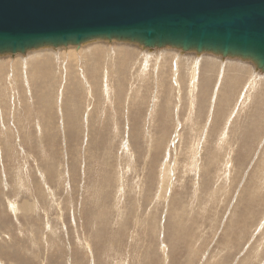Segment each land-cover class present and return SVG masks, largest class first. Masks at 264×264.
Returning a JSON list of instances; mask_svg holds the SVG:
<instances>
[{
	"label": "rangeland",
	"instance_id": "rangeland-1",
	"mask_svg": "<svg viewBox=\"0 0 264 264\" xmlns=\"http://www.w3.org/2000/svg\"><path fill=\"white\" fill-rule=\"evenodd\" d=\"M209 59L254 70L114 40L0 56V264H264V77Z\"/></svg>",
	"mask_w": 264,
	"mask_h": 264
},
{
	"label": "water",
	"instance_id": "water-1",
	"mask_svg": "<svg viewBox=\"0 0 264 264\" xmlns=\"http://www.w3.org/2000/svg\"><path fill=\"white\" fill-rule=\"evenodd\" d=\"M95 40L238 58L264 73V0H0V56Z\"/></svg>",
	"mask_w": 264,
	"mask_h": 264
},
{
	"label": "bare ground",
	"instance_id": "bare-ground-1",
	"mask_svg": "<svg viewBox=\"0 0 264 264\" xmlns=\"http://www.w3.org/2000/svg\"><path fill=\"white\" fill-rule=\"evenodd\" d=\"M115 41V40H114ZM115 42H122V41H115ZM126 43H128V42H126ZM120 44V43H119ZM130 44H132V43H130ZM94 45H96V44H94ZM72 46V45H71ZM123 47V46H122ZM49 48V47H48ZM48 48H45V49H48ZM75 48H77V47H75ZM99 48V47H98ZM42 49H44V48H42ZM56 49V48H55ZM95 49V48H94ZM123 50V49H122ZM127 50V49H126ZM125 50V51H126ZM31 51V50H30ZM42 51V50H41ZM62 51V50H61ZM102 51H104V50H102ZM28 52V51H27ZM37 52H39V51H37ZM133 52V51H132ZM137 52H139V51H137ZM40 53V52H39ZM127 53V52H126ZM129 53V52H128ZM54 54H56L55 52H54ZM91 54V53H90ZM78 54H76V56H77ZM133 56H135L134 54H132ZM137 55V54H136ZM22 56V55H21ZM178 56V55H177ZM25 57V56H24ZM46 58V57H45ZM58 58V57H57ZM65 58V57H64ZM147 58V57H146ZM149 58V57H148ZM41 59V58H40ZM67 59H69V58H67ZM200 59V57H197V63H198V60ZM223 59V58H222ZM221 59V60H222ZM23 60V59H22ZM54 60V59H53ZM57 60V59H56ZM108 60V59H107ZM174 60H176V59H174ZM209 60H211L212 61V63L210 64V65H208L207 67L210 69V70H213V68H216L219 64H220V75H219V82L218 83H220V82H222L221 80L223 79V77L224 78H226V71L228 70V71H230V70H233V71H237L238 69H242L243 71H245L246 69L249 71L248 72V75L252 72V71H254L253 70V68H252V70L251 69H249V68H245V67H239V66H233V65H229V64H227V63H225V62H223V60L221 61V62H219V63H217L216 61H215V59H209ZM208 60V61H209ZM25 61V60H24ZM35 61V60H34ZM146 61H147V59H146ZM208 61L206 62V63H208ZM241 61H243V60H241ZM3 62V61H2ZM58 62V61H57ZM145 62V61H144ZM172 62V61H171ZM176 62V61H175ZM226 62H228V61H226ZM236 62V61H235ZM54 63V62H53ZM56 63V62H55ZM145 63H147V62H145ZM164 63V62H163ZM232 63V62H231ZM234 63V62H233ZM14 64V63H13ZM66 64V63H65ZM122 64H125V62H121L120 60H113V62H111L110 63V66H111V68H110V70L109 71H112L113 69H119V65L120 66H122ZM179 64V63H178ZM195 64V63H194ZM227 64V65H226ZM239 64V63H238ZM248 64V63H247ZM47 65V64H46ZM109 65V64H108ZM180 65V64H179ZM217 65V66H216ZM243 65V64H242ZM241 65V66H242ZM24 66V65H23ZM87 68L90 66V64H87V65H85ZM146 66V65H145ZM175 66V65H174ZM216 66V67H215ZM244 66V65H243ZM247 66V65H246ZM1 67H3V66H1ZM39 67V66H38ZM37 66H33V67H31L32 69L29 71V72H33V73H40V74H42L43 73V71H44V69L45 68H43L42 67V70L40 71L39 70V68H38ZM47 67V66H46ZM12 68V67H11ZM23 68H25V67H23ZM159 68V67H158ZM175 68H178L177 66L175 67ZM195 68V67H194ZM3 69V68H2ZM121 69V68H120ZM13 70V69H12ZM25 71H26V69H25ZM66 71V70H65ZM239 71V70H238ZM90 72H91V69L90 68H88V69H85V74H86V76H84V74H83V72H82V79H81V81H78V87H79V89L81 88H84V90L85 91H87V93H89L90 95L89 96H91V92H92V90L96 93V94H93V101H94V104H92V108H97L98 107V104L99 103H95V100H94V97L98 94H100L99 92H97L98 91V88H100V81L97 79V78H95V77H93V76H91V74H90ZM121 72H123V71H121ZM47 73L48 74H50V72L49 71H47ZM238 73V72H237ZM24 74V73H23ZM175 74V73H174ZM196 74H197V72H196ZM70 75H72V74H70ZM256 75H257V77L255 78V81L253 82L254 83V85H256V83L258 84L259 83V80H258V77L260 76L261 77V75H262V77H261V79H260V81H261V83H263V77H264V73L263 72H259V71H257L256 72ZM253 76H255V74L253 75ZM13 77V76H12ZM45 77V76H44ZM177 77V76H176ZM230 77V78H229ZM228 78H229V80L231 81V82H233V81H240L241 79H242V75H241V72L239 71V73L237 74V76L236 77H232V76H229ZM41 78H43V77H41ZM174 78H175V76H174ZM195 75L193 74L192 75V80H194L195 81ZM125 79V78H124ZM123 79V80H124ZM178 79V78H177ZM9 80H10V78H9ZM75 80V79H74ZM197 80V79H196ZM251 80V79H250ZM34 81V80H33ZM37 81V80H36ZM40 81V80H39ZM38 81V82H39ZM67 81V80H66ZM72 81V80H71ZM125 81V80H124ZM193 81V82H194ZM228 81V80H227ZM167 82V81H166ZM40 84V83H39ZM176 84L178 85L179 84V81H177L176 82ZM176 84H174L175 86H176ZM72 85H74V84H72L71 82H69V81H67V83L63 86V88H62V91H64V92H68L70 89H71V87H72ZM167 85H168V83H167ZM173 85V84H172ZM248 85V84H247ZM253 85V86H254ZM166 86V85H165ZM169 86V85H168ZM174 86V87H175ZM78 87H77V91H78ZM221 87H223V84H221ZM28 88V87H27ZM121 88V86H120V83L118 82V90ZM247 88V87H246ZM245 88V89H246ZM252 88V87H251ZM33 89V88H32ZM167 89V88H166ZM34 90V89H33ZM80 91V90H79ZM41 92V91H40ZM71 91H69L68 93H67V95L70 93ZM43 93V92H42ZM50 93H51V91H50ZM79 93V92H78ZM85 94V92H84V94H85V99H89V97H87V95L88 94ZM104 93V92H103ZM121 93H122V91H118V97L120 96L121 97ZM41 94L40 93H37V94H35L33 97L34 98H36V99H38V101H39V99H41L39 96H40ZM243 96V95H242ZM54 97V96H53ZM199 97H200V101H201V107L203 106V104H204V101H206V93H204V92H200V94H199ZM256 97V96H255ZM61 98V97H60ZM66 100H71L72 98H67V96H65L64 97ZM243 98V97H242ZM84 99V101H86ZM43 100V99H42ZM41 101V100H40ZM88 101H91V99H89ZM231 101V100H230ZM241 101V100H240ZM42 102V101H41ZM40 102V103H41ZM213 102V101H212ZM223 102H224V100L222 99V98H217V104L219 103V104H223ZM84 103V102H83ZM142 103H144V99L143 98H140L139 100H137V102H136V105H140V104H142ZM30 104V103H29ZM49 104H50V102H49ZM236 104V103H235ZM86 105V104H85ZM48 107V106H47ZM120 107H121V104L119 105H117V107H116V109H120ZM237 107V106H236ZM86 108V107H85ZM73 109H74V107H73ZM65 112H68V109H67V107L65 108ZM37 113H38V115H37V118H38V120L37 121H40L39 119L42 117V115L44 116V120H45V113H44V111H41V110H38L37 111ZM82 113V108H81V106H78L77 107V109H76V111L74 112V116H75V118H76V121H77V123H78V118H77V116H80V114ZM233 115V114H232ZM232 117V116H231ZM80 119H81V117H80ZM75 120V119H74ZM208 120H209V117H208ZM208 120H207V122H208ZM89 121H91V122H99V123H102V120H101V118L100 117H98V116H95L94 115V113H92L91 114V118H89ZM44 122V121H43ZM106 123H109V120H107L106 121ZM228 124H229V121H228V123L227 124H224V126H223V128H224V131H223V133H222V135H224V132L227 130V127H228ZM73 125V124H72ZM206 128V127H205ZM164 131L165 132H167V123L164 125ZM202 131H203V129H202ZM45 136V135H44ZM27 140V139H26ZM220 148V147H219ZM153 149V148H152ZM154 150V149H153ZM228 161V160H227ZM213 163V164H212ZM220 163V161H217V158L216 157H213L210 161L208 160V157L205 159V161H204V163H203V166L205 167L204 168V170H205V173H206V178H207V170L209 169V167L211 166L212 167V165H218ZM210 164H212V165H210ZM215 167V166H214ZM205 173H204V175H205ZM215 176V175H214ZM258 197L257 196H255V195H251L250 197H249V199L251 200V201H253L254 199H257ZM186 208V207H185ZM185 208L183 209V207H182V210H185ZM187 209V208H186ZM173 210V209H172ZM174 211V210H173ZM172 211V212H173ZM178 213H180V212H175V215H177ZM171 214H174V213H171ZM183 214H185L184 212H183ZM187 214V213H186ZM179 215V214H178ZM177 215V216H178ZM181 215V214H180ZM180 215H179V217H180ZM173 216V215H172ZM176 216V217H177ZM184 217H186L185 215H183ZM170 218V217H169ZM172 218H174V217H172ZM175 219L176 218H174V222H175ZM181 219H182V217H181ZM181 219H180V221H181ZM184 220H186L185 218H183ZM118 220V219H117ZM176 220H178V218L176 219ZM90 221V220H89ZM172 221H173V219H172ZM183 221V220H182ZM113 222V221H112ZM115 222V221H114ZM168 222H169V220H168ZM170 222H171V220H170ZM116 223V222H115ZM185 223V222H184ZM114 224V223H113ZM176 224V223H175ZM181 224H183L182 222H181ZM187 224V223H186ZM186 224H184V226H186ZM100 225V224H99ZM173 226L172 227H174V224H172ZM107 226V225H106ZM179 226V225H178ZM192 226V225H191ZM111 227V226H110ZM175 228V227H174ZM174 228H171V231L174 229ZM188 228V227H187ZM177 229V228H176ZM192 229V228H191ZM178 230V229H177ZM180 230V229H179ZM185 231H187V230H185ZM185 231H184V233H185ZM190 231V230H189ZM172 232H176L175 230H173ZM171 232V233H172ZM189 233V232H188ZM173 234H175V233H173ZM173 234H171V235H173ZM174 236V235H173ZM170 237H172V236H170ZM112 239V238H111ZM188 244V243H187ZM205 252V251H204ZM22 256V255H21ZM31 258V257H30ZM186 264V263H185Z\"/></svg>",
	"mask_w": 264,
	"mask_h": 264
}]
</instances>
